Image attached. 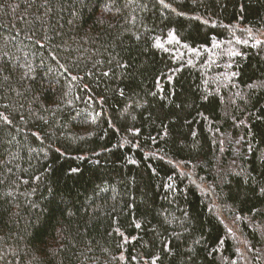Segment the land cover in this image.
<instances>
[{
	"label": "trees",
	"instance_id": "1",
	"mask_svg": "<svg viewBox=\"0 0 264 264\" xmlns=\"http://www.w3.org/2000/svg\"><path fill=\"white\" fill-rule=\"evenodd\" d=\"M0 264H264V0H0Z\"/></svg>",
	"mask_w": 264,
	"mask_h": 264
}]
</instances>
